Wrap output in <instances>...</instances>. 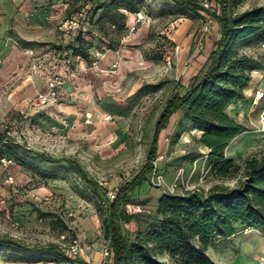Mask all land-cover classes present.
<instances>
[{"label":"rangeland","instance_id":"rangeland-1","mask_svg":"<svg viewBox=\"0 0 264 264\" xmlns=\"http://www.w3.org/2000/svg\"><path fill=\"white\" fill-rule=\"evenodd\" d=\"M137 1L138 13L122 10V31L107 20L97 23L91 2L83 0H36L21 6L10 21H0V133L1 147L8 149L0 156V238L27 247L54 244L61 253L0 246V264H108V194L145 163L160 112L171 97L185 91L183 75L176 65L168 69L165 58L173 56L187 19L193 22L188 64L208 58L220 36L215 22L204 31L203 11L194 14L172 0ZM195 1L216 5L213 0ZM260 6L264 0H237L234 10ZM78 35L87 59L66 49L76 45ZM237 51L262 64L252 80L264 76V34L241 40ZM50 81L60 82L58 96L41 105L29 88L46 90ZM174 121L161 133L155 169L162 175L183 169L184 176L166 192L235 185V180L221 181L211 174L199 128L183 121L175 130ZM246 149L241 146L245 156L236 161L249 156ZM42 152L77 160L87 176L65 160L41 159ZM6 174L13 177L12 184L6 183ZM161 194L151 173L133 190L126 210L154 213ZM151 227L150 219L139 217L124 231L131 239ZM226 241L216 242L210 252L221 264L235 258Z\"/></svg>","mask_w":264,"mask_h":264},{"label":"trees","instance_id":"trees-1","mask_svg":"<svg viewBox=\"0 0 264 264\" xmlns=\"http://www.w3.org/2000/svg\"><path fill=\"white\" fill-rule=\"evenodd\" d=\"M179 8L199 14L205 12L219 26V38L200 70L190 78L183 94L176 93L160 112L154 126L145 163L117 189L109 199L104 218L106 236L111 251L109 264H221L208 254L210 247L233 237L241 230L255 228L264 233V149L236 161L226 156L230 143L245 132L246 127L231 116V104L245 98V89L252 73L262 64L252 56L237 51V44L246 38L264 34V6L246 11L234 10L237 0H213L215 10L206 9L195 0H172ZM91 2L92 18L97 23L110 21L120 31L125 28V10L139 12L137 0H83ZM92 20V19H91ZM76 45L66 48L73 55L89 58L82 36ZM58 50L61 45L54 46ZM175 117L172 129L183 121L197 126L201 132L199 143L208 150L207 163L211 174L219 180H235V185L215 184L208 190L164 192L154 213H129L126 206L133 190L147 180L155 169L159 140ZM3 135L0 133V156ZM39 157L48 162L67 161L82 176L85 169L75 159L54 158L44 152ZM109 198V197H108ZM150 219L148 232L138 231L128 238L124 226ZM0 246L23 251L60 253L54 244L27 247L11 238H0ZM168 257V260L166 259Z\"/></svg>","mask_w":264,"mask_h":264},{"label":"crops","instance_id":"crops-1","mask_svg":"<svg viewBox=\"0 0 264 264\" xmlns=\"http://www.w3.org/2000/svg\"><path fill=\"white\" fill-rule=\"evenodd\" d=\"M35 4L36 0H0V21H10L16 12L20 10L21 6L26 7V5ZM192 24L193 22L187 19L183 24L184 29L181 32V35H179L178 40H176L179 46V54L174 60V65L178 67L179 74L183 75L185 90L190 78L200 70L207 59L205 56L202 59H196L188 64L189 55L193 51L192 37L191 34L188 33ZM257 78L258 77H255L254 80H252V83H250L245 89V98L231 104L228 108L230 115L235 117V119L247 129L236 137L226 149V156L228 158H243L245 155L240 153L242 145L247 147L245 151L248 155L257 152L260 150L259 148L264 146L262 143V135L258 132V127L260 126L259 114L264 109V100L259 106H254L252 104V96L255 88L259 84L264 85V76H259V78ZM35 87L36 86L34 85L29 88V91L32 94L36 93V95H38L45 91L44 89H35ZM237 153H240L238 154L240 155L238 156L239 158H236ZM163 179L164 184L163 186H160L162 194L169 190L174 182H176V174L163 175ZM226 242L230 245L228 252L230 253L232 251L235 255V258H231L232 260L228 262L229 264H258L260 259H264V233L255 228L241 230L233 237L227 239ZM213 247L209 248L208 254L214 261L221 262L217 258L214 259L212 257L210 252H215ZM215 255L218 256L216 253Z\"/></svg>","mask_w":264,"mask_h":264},{"label":"built area","instance_id":"built-area-1","mask_svg":"<svg viewBox=\"0 0 264 264\" xmlns=\"http://www.w3.org/2000/svg\"><path fill=\"white\" fill-rule=\"evenodd\" d=\"M202 5L208 10H212V11L215 10V5L213 2H206V3H203ZM212 22H213L212 19L206 14V24H205L204 31H206V32L210 31ZM178 53H179V46L176 47L175 51L173 52V56L168 55L165 58V64H166L168 69L173 67L174 60L178 57ZM58 84H60L59 81H50L49 85L47 86V89L37 95V100H38L39 104L48 105L51 102H53L54 100H56V98L58 96V94H57ZM263 100H264V85L259 84V85H257V87L254 90V93L252 96V104L254 106H259V104ZM259 122H260V126L258 127V132L261 133L262 143L264 144V109L259 114ZM1 160L3 163L7 164L6 159H1ZM152 176H153V181L156 184L163 186L164 179H163V175L161 173H158L156 171V169H154L152 172ZM183 176H184V170L180 169L177 172L176 180L178 181V180L182 179ZM5 177H6V183H8V184L13 183V177L11 175L6 174ZM173 189L174 188H171L169 190H173ZM195 189H198V188L186 189V190H195ZM115 195H116V191H110L108 194V197L110 200H113L115 198ZM106 256L109 258V261H108V264H109L110 263V256H111V251H110L109 247H107ZM258 264H264V259H260L258 261Z\"/></svg>","mask_w":264,"mask_h":264}]
</instances>
